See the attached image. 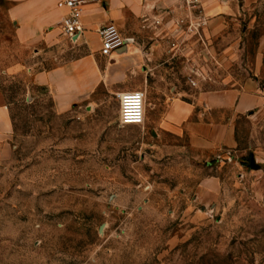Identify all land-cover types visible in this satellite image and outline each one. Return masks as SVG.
<instances>
[{"label": "rangeland", "instance_id": "obj_1", "mask_svg": "<svg viewBox=\"0 0 264 264\" xmlns=\"http://www.w3.org/2000/svg\"><path fill=\"white\" fill-rule=\"evenodd\" d=\"M237 4L223 35L204 34L209 52L197 45L209 67H192L210 78L192 86L191 54L170 41L171 58L182 54L163 84L194 96L231 76L264 89L255 72L264 0ZM71 47L68 58L82 54ZM149 82L154 114L162 102ZM0 87L13 103L0 139V264H264V104L214 109L211 124L229 127L231 140L201 147L190 132L121 125L115 97L59 114L29 76L0 73Z\"/></svg>", "mask_w": 264, "mask_h": 264}, {"label": "crops", "instance_id": "obj_2", "mask_svg": "<svg viewBox=\"0 0 264 264\" xmlns=\"http://www.w3.org/2000/svg\"><path fill=\"white\" fill-rule=\"evenodd\" d=\"M238 1L204 0L209 17L205 35L210 41L223 35L237 20ZM176 4L177 0H88L81 19L83 32L72 40L63 34L60 25L68 13L63 0H0V73L29 76L33 85L49 93L59 114L95 99L106 101L122 92L142 89L149 93V81L154 77L162 103L154 104V114L148 104L145 125L154 131L190 132L201 147L213 141L224 144V139L231 140L229 127H214L209 119L211 112L227 109L240 115L249 113L264 104V89L254 79L239 83L231 76L224 79L225 88L200 90L194 96L176 93L163 84L167 65L175 64L182 54L171 58L174 50L168 45L179 15ZM109 24L116 25L129 42L123 49L104 56L98 32ZM69 41L71 49L82 54L68 58ZM197 48L190 41L179 49L191 54L188 62H183L190 66L189 70L206 63V58H195ZM262 48L263 45L255 72L264 80ZM229 52L232 48H226L221 55ZM49 60L57 63L35 69ZM206 67L208 64L203 69ZM5 97L0 87V139L12 122L13 103L5 102Z\"/></svg>", "mask_w": 264, "mask_h": 264}, {"label": "built area", "instance_id": "obj_3", "mask_svg": "<svg viewBox=\"0 0 264 264\" xmlns=\"http://www.w3.org/2000/svg\"><path fill=\"white\" fill-rule=\"evenodd\" d=\"M88 0H63V5L68 10L60 25L63 34L70 39L79 37L83 32L81 19L84 14V8ZM178 17L175 21L172 49L179 50L187 42L197 38L194 41L199 47H205L209 52V43L207 38H203L205 30L209 24V17L206 14L204 0H177ZM102 47L101 53L104 56H110L113 53L123 49L129 42L121 30L114 24H109L99 30ZM195 63V62H194ZM197 64V63H196ZM198 67V65H195ZM199 69L192 70V74L198 77L195 80L192 75L188 76L190 84L197 86L199 80L206 81L209 75L198 73ZM198 81V82H197ZM119 104V121L123 126H141L145 125L147 111V95L145 91L136 90L122 92L115 95Z\"/></svg>", "mask_w": 264, "mask_h": 264}, {"label": "water", "instance_id": "obj_4", "mask_svg": "<svg viewBox=\"0 0 264 264\" xmlns=\"http://www.w3.org/2000/svg\"><path fill=\"white\" fill-rule=\"evenodd\" d=\"M253 164H254V161H253Z\"/></svg>", "mask_w": 264, "mask_h": 264}]
</instances>
